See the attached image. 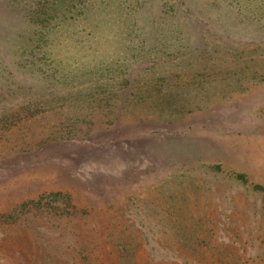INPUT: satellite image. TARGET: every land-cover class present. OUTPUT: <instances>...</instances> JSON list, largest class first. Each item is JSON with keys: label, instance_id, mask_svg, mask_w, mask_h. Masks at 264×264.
<instances>
[{"label": "rangeland", "instance_id": "1", "mask_svg": "<svg viewBox=\"0 0 264 264\" xmlns=\"http://www.w3.org/2000/svg\"><path fill=\"white\" fill-rule=\"evenodd\" d=\"M0 264H264V0H0Z\"/></svg>", "mask_w": 264, "mask_h": 264}, {"label": "trees", "instance_id": "2", "mask_svg": "<svg viewBox=\"0 0 264 264\" xmlns=\"http://www.w3.org/2000/svg\"><path fill=\"white\" fill-rule=\"evenodd\" d=\"M61 193L60 192H58V193H55V195H60Z\"/></svg>", "mask_w": 264, "mask_h": 264}]
</instances>
